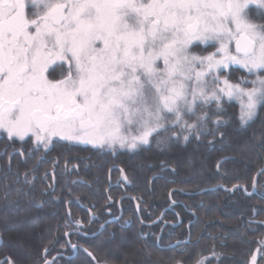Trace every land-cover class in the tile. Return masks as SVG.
Masks as SVG:
<instances>
[{
  "label": "snow or ice",
  "instance_id": "snow-or-ice-1",
  "mask_svg": "<svg viewBox=\"0 0 264 264\" xmlns=\"http://www.w3.org/2000/svg\"><path fill=\"white\" fill-rule=\"evenodd\" d=\"M239 70L255 79L233 81ZM225 103L239 104L242 126L264 110V0H0L10 138L46 149L54 137L132 149L154 135L188 141L223 126L212 117Z\"/></svg>",
  "mask_w": 264,
  "mask_h": 264
},
{
  "label": "trees",
  "instance_id": "trees-1",
  "mask_svg": "<svg viewBox=\"0 0 264 264\" xmlns=\"http://www.w3.org/2000/svg\"><path fill=\"white\" fill-rule=\"evenodd\" d=\"M224 107L213 135H154L135 149L61 138L46 149L1 130L0 262L264 264V169L247 192L264 162V110L242 126L239 104Z\"/></svg>",
  "mask_w": 264,
  "mask_h": 264
},
{
  "label": "water",
  "instance_id": "water-1",
  "mask_svg": "<svg viewBox=\"0 0 264 264\" xmlns=\"http://www.w3.org/2000/svg\"><path fill=\"white\" fill-rule=\"evenodd\" d=\"M263 169H264V162H263V164L257 169V171L255 172V174H254V176H253V179H252V187H251L250 191H247L248 193H251V192L254 191L256 178H257V176L259 175V173L263 171ZM241 187L243 188V186H241ZM199 191H200V190H199ZM124 196H125V195H124ZM133 199H134V198H133ZM134 202H135V205H136V211H137V213H138V205H137V202H136L135 199H134ZM166 208H169V206H167ZM164 210H165V209H163V210L161 211V213L159 214V216H158L156 219H154L153 221H151V222L154 223V222H156L158 219H160ZM121 213H122L121 210H119L118 215H116V216H114V217H111V218H108V219H106L105 221H103V222L100 224V226L98 227V229H97V231H96L95 233H97V232H99L100 230H102V228L104 227V225H105L106 223H108V222H112V221H114V220H117V219L120 217ZM138 215H139V214H138ZM179 222H180V219L178 218L177 221L174 223V225L178 224ZM164 224H165V223H163L162 226H163ZM93 234H94V233H93ZM187 240H188V236H187L185 239L180 240L179 242H185V241H187ZM175 244H176V242H173V243L167 245L166 247H169L170 245H171V246H174ZM69 245H70V247H71V249H72V251H73V253H74L75 250H76L75 246L72 245V244H69ZM1 260H2V259H1ZM50 261H51V259H48V260L44 261L42 264H47V263L50 262Z\"/></svg>",
  "mask_w": 264,
  "mask_h": 264
},
{
  "label": "rangeland",
  "instance_id": "rangeland-1",
  "mask_svg": "<svg viewBox=\"0 0 264 264\" xmlns=\"http://www.w3.org/2000/svg\"><path fill=\"white\" fill-rule=\"evenodd\" d=\"M232 48H233V50H234V45L232 46ZM215 49H209V51H214ZM193 51L194 52H196V53H200L201 51H202V46H201V48H196V49H193ZM59 63V62H58ZM161 66H162V64H161ZM67 68V65H65V69ZM58 69V71H60V69L59 68H57ZM57 71V72H58ZM59 73V72H58ZM60 77V75L58 76V78ZM1 131V130H0ZM124 135H137L138 134V132H137V130L135 129V127H133V129H131V130H129V131H126V132H124L123 133ZM54 138H59V137H54ZM53 138V139H54ZM52 139V140H53ZM33 140L35 141V139H34V137H33ZM52 142V141H51ZM51 142L49 143V145L48 146H50V144H51ZM76 142H79V141H76ZM80 143H84V142H80ZM85 144H90V143H85ZM91 145H93V144H91ZM97 146H100V145H97ZM104 146H106V147H109V146H107V145H104ZM113 147H121L119 144H116L115 146H113ZM122 148H124V147H122ZM125 148H128V147H125ZM132 149V148H131ZM156 219V218H155ZM175 264H180V263H178V262H176ZM256 264H258L257 263V261H256Z\"/></svg>",
  "mask_w": 264,
  "mask_h": 264
}]
</instances>
